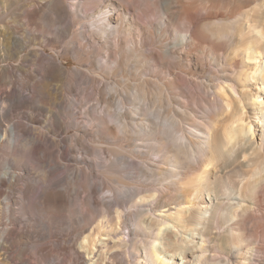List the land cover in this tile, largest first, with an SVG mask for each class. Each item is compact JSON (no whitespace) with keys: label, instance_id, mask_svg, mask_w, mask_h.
Instances as JSON below:
<instances>
[{"label":"bare ground","instance_id":"bare-ground-1","mask_svg":"<svg viewBox=\"0 0 264 264\" xmlns=\"http://www.w3.org/2000/svg\"><path fill=\"white\" fill-rule=\"evenodd\" d=\"M203 2L207 4L201 6L196 0H71L69 2L71 6H81L82 12L90 16V21L86 20V23L91 27L89 32L99 37V43L96 45L97 55L102 59L110 55V60L105 59V65L110 64L114 71L127 66L133 58L151 59L156 64L155 69L158 74L165 79L164 86L169 91L178 88L177 84L180 82L178 79L180 77L175 72L177 66L190 67L189 69L194 70L192 72L194 77L188 79L182 76L183 86L188 88V96L194 106L203 109L200 115H196L194 110L188 107L182 108L180 101L185 97L181 88L177 93L179 99H174L175 107L169 103L170 98H167L169 108H163L164 103L160 102L164 100L162 87L158 88L152 102L148 104L147 99L144 98L146 87L141 84L134 99L146 100L147 108L152 110L149 111L152 117H147L145 113L141 118L133 117L131 114L133 110L126 108L123 112L104 108L110 118L108 122L112 125H107L109 123L106 120L97 117L102 133L112 137L118 136V133L123 136L133 134L136 140L141 141L138 146L146 147L159 159L154 160L151 165L141 166L142 173H147L151 181L137 187L131 185L133 188L124 184L127 187L125 193L140 196L138 204L128 206L127 210L124 200L121 201L114 196L112 200L103 204L95 198L93 190L88 185L83 186L90 199L82 203L86 207L90 204L103 206L101 219L95 216L98 219L96 228L84 234L79 242L82 250L85 249L92 254L94 264H115L119 254L126 264H131L132 261L134 264H188L190 262L184 256L187 245H190L189 249L196 246L200 249V254L195 260L197 264H202L207 260L206 242L208 245L211 244L210 247L227 251L217 252L216 264H230L232 259H237L238 264H264V134L260 141L255 140V128L250 120L247 121L248 117H244L245 112H242L246 102L250 106L248 112L258 115L256 124L260 120L261 126L264 127V97L261 96V92H264V63L261 62L264 55V0H261L257 19L253 13L233 19L228 17V21L236 22L235 29L231 32L229 29L216 26L213 30L209 28L213 25L208 23L217 20V15L212 10L214 1L203 0ZM52 6L59 7L64 13L69 14L63 0H54ZM46 7L47 4L32 10L26 8L23 12L26 24L32 23L34 18H41ZM173 8L176 11L172 10ZM202 9L205 12H202ZM87 11H90V14ZM73 16L76 17L77 14L73 13ZM78 18L81 17L77 16ZM163 20H170L171 30L178 35L175 37L177 40L175 43L165 46L167 59L162 62L160 51L156 50L157 52L144 55L141 48L146 44L147 37L152 35L153 22L158 25L161 23L160 31H164L166 27H161L165 24H162ZM243 31L251 33V37H246L248 40L245 39ZM229 33H232V37L237 34L238 39V43H235L229 53L230 58H234L235 61L239 56H243L246 60L253 61V64L249 65L252 67L251 71L245 73L244 79L256 86L255 93L238 90V82L244 74L243 70H235V67L228 73L224 71L223 76H220L218 70L213 67V65L223 67L227 64L226 61L223 63L222 59L226 60L228 54L218 51L219 44L228 46ZM5 40L15 44L18 39L9 33L0 32L1 46ZM79 52L80 50H75V55L78 56ZM59 66L60 62L55 58L49 59L45 64V71L51 79L58 76ZM212 74L215 80L211 79ZM92 78L100 82V79ZM64 83L69 84L68 79ZM224 85L236 94L231 100L219 97ZM200 89L206 97L199 93ZM114 90L119 96L118 90ZM232 103H235L234 107ZM3 110L2 107L0 143L7 142V138L11 136L13 149L18 153V157L23 156L25 151L18 147L20 137L16 125L2 128L4 127L1 122ZM185 120L189 121V126L186 128L182 126ZM40 133L41 137L34 134L33 138L28 140L30 145L28 150L31 153L35 152L36 155L41 153L42 157H45L49 152L48 147L42 145L43 139L47 142H54V139H51L48 130ZM192 152L199 155L196 164L186 160L185 155ZM231 173L242 176L238 184H234L232 180H229V183L237 187L239 196L246 200L245 204L230 205L228 214L221 212V201L213 204L214 208L208 204L201 206L198 200L203 191L207 192L206 194L212 192L215 198H219L217 196L222 190L229 193V188L223 182L217 181V177ZM83 176L88 177V173L84 172ZM23 178L24 172L13 170L10 165L0 173V201L3 203L0 210L3 207L8 209L9 215L5 217L10 223H12V205L7 198L2 199L1 196L8 195L9 191H5L4 187L10 188ZM33 188L35 186L28 185L23 192ZM43 195L48 201L54 198V194L48 189ZM169 199H173L177 207L172 214L164 210L168 203H172L167 202ZM85 206L83 207L86 208ZM186 208L189 209L188 214L183 215ZM156 212L159 215H156ZM217 215L219 219H216ZM169 216L180 223L181 228L190 230L192 235L190 241L177 235L178 227L164 219ZM122 218L125 220L124 228L127 229L129 226L127 230L132 231V236L124 230L117 229ZM154 220L158 222L156 227L152 228ZM113 224L116 231L111 234L109 232L114 228ZM213 227L217 229L214 230ZM96 229L111 230L104 233L106 238L101 240V246L94 251L92 247L96 242L94 239L98 232ZM209 232H212V237L208 236ZM10 234L9 228H0V250L5 249ZM193 235H199L200 242L194 241ZM111 248L119 251L113 252Z\"/></svg>","mask_w":264,"mask_h":264},{"label":"rangeland","instance_id":"rangeland-1","mask_svg":"<svg viewBox=\"0 0 264 264\" xmlns=\"http://www.w3.org/2000/svg\"><path fill=\"white\" fill-rule=\"evenodd\" d=\"M63 1L69 14L64 13L59 7H53L54 0H0V32L9 33L18 39L15 44L5 40L2 42L3 46L0 45V106L3 105L4 108L1 122L4 126L2 128L16 125V131L20 137L18 147L25 151L23 156L18 157V153L12 147L11 136L7 138V142L0 143V173L8 165L15 171L24 172L23 179L18 180L10 188L4 187L5 191H9L8 195L1 196L2 199L7 198L12 205V223L5 217L9 215L8 209L3 207L0 210V228H9L11 234L5 243V249L0 250V264H94L92 254L85 249L82 250L79 242L84 234L96 228L98 220L96 218L101 219L103 206L90 204L86 207L82 203L90 199L83 188L85 184L93 190L94 194H92L95 198L103 204L112 200L114 196L121 201L124 200L125 210L128 206L138 204L140 196L136 197L125 191L127 187L133 188L131 185L137 187L151 181L147 173H142V167L153 164L154 160L159 158L150 153L146 147L138 146L141 141L136 140L133 134L123 136L118 133V136L112 137L102 133L97 117H102L107 122L110 119L104 108L117 112H123L126 108L133 110V113L131 112L133 117L141 118L143 113L147 117H152L150 114L152 110L147 108L146 100L134 99L142 84L146 87L144 98L147 99L148 104L152 102L158 88L162 87L164 100L160 102L164 103L163 108H169L167 98H170L169 103L175 107L174 99H179L177 93L181 88L184 91L182 95L185 97L180 101L182 108L188 107L194 110L196 115H200L203 111L202 107L194 106L188 96V88L183 86L182 76L191 79L194 77L193 69L182 65L177 66L175 72L180 77L178 78L180 82L179 85L177 84L178 88L170 91L164 86L165 79L158 74L155 69L156 64L151 59L133 58V61L124 68L113 71L110 64H104L106 58L110 60V55L103 59L97 55L96 45L99 43V37L89 32L91 27L86 23V20L90 21V16L82 12L81 6H71L69 4L71 0ZM196 1L201 6L207 4L203 0ZM213 1L212 10L217 15V20L208 23L213 25L209 27L212 30L216 26L225 30L229 29L231 32L235 29L236 22L228 21V17L233 19L253 13L257 19L260 14L261 0ZM43 4H47V7L42 17L34 18L32 23L26 24L24 10L39 8ZM87 12L90 14V11ZM202 12L205 10L202 9ZM73 13L81 18L77 19ZM163 23L165 24L161 27L166 28L161 32L159 27L161 23L158 25L153 22L152 35L147 37L146 44L141 48L144 55L154 53L156 50L160 51L162 62L167 59L165 46L175 43L177 41L175 37L178 35L171 30L170 20H163ZM243 32L245 39L248 40L246 37H251V33ZM229 36L228 46L219 44L218 51L228 54L226 60L222 59V62L226 61L227 64L223 67L219 65H213V67L218 70L220 76H223L224 71L228 73L235 67V70H243L244 74L238 82V90L255 93L256 86L244 79L245 73L251 71L252 67L249 65H252L253 61L246 60L243 56H239L235 61L234 58H230L229 53L238 43V39L237 34L232 37V33H229ZM84 44L86 46H83ZM75 50H80L78 56L75 55ZM53 58L60 62V66L57 69L58 76L51 79L45 71V64ZM141 60L146 61L141 62ZM263 60L264 55L262 64ZM213 75L210 76L211 79ZM92 77L100 79V82ZM67 79L69 84L64 83ZM114 89L118 90L119 96ZM199 93L206 97L202 89ZM219 95L228 100L236 96L226 85ZM261 96L264 97V92H261ZM244 104L245 107L242 110L246 114L244 117L247 116V121L250 120L255 128V140L260 141L264 134V127L261 126L260 120L256 124L258 115L248 112L250 106L246 102ZM234 105L235 103H232L233 107ZM126 120L129 119L126 118ZM188 122V120L183 121L182 126L188 127ZM108 123L107 125H112ZM43 130H48L51 139H54V142L43 139L42 145L48 147L49 154L45 157H42L41 153L36 155L38 162L30 166L28 171H24L19 161L28 159L31 155V151L28 150L30 149L28 140H31L34 134L41 137L40 132ZM185 157L191 164H196L199 160V155L195 152ZM84 172L88 173V177L83 176ZM241 178L242 176H237L236 173L217 177V181L223 182L229 188V193L222 190L217 196L219 198H215L212 192L206 194L207 192L203 191L198 203L201 206L205 204L213 206L221 201V212L228 214L230 205L245 204L246 200L239 196L237 187L229 183V180H232L234 184H238ZM124 184L128 186L125 187ZM28 185L35 188L23 192ZM47 189L54 194L51 201L46 200L43 195ZM39 192L41 194H38ZM167 202L172 203H168L164 210L168 214L174 213L177 207L173 199ZM2 205L0 201V206ZM188 211L189 209L186 208L183 215H187ZM208 214L210 215V212ZM156 215L159 213L156 212ZM218 216L216 219H219ZM164 219L178 227V236L184 237L186 241L191 240L190 230L181 228L180 223L171 216ZM124 222L123 218L120 219V227L117 229L124 230L132 236V231L127 230L129 226L127 229L124 228ZM157 222L158 220L153 221L152 228L156 227ZM213 229L217 228L213 227ZM96 230H98L94 237L96 242L92 247L94 251L101 246V240L106 238L104 233L111 229ZM115 231L116 227L109 233L114 234ZM208 236L212 237V232H209ZM193 237L194 241L200 242L199 235H193ZM210 245L206 242L207 260L202 264H216L217 252H227L225 249H216ZM188 246L190 245H187L185 249V259L189 260L188 264H197L195 257L200 254V249L197 246L189 249ZM111 250L119 251L116 248ZM119 255L115 264H126ZM131 264H134V261ZM230 264H238L237 259H232Z\"/></svg>","mask_w":264,"mask_h":264},{"label":"clouds","instance_id":"clouds-1","mask_svg":"<svg viewBox=\"0 0 264 264\" xmlns=\"http://www.w3.org/2000/svg\"><path fill=\"white\" fill-rule=\"evenodd\" d=\"M37 161V157L35 152L31 153L30 157L28 159H20L19 163L22 166L24 171H28V169L30 168V166L36 164Z\"/></svg>","mask_w":264,"mask_h":264}]
</instances>
